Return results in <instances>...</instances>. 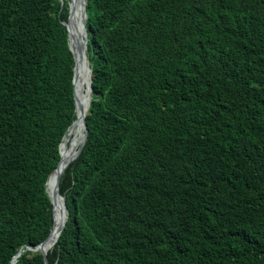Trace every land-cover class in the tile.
Masks as SVG:
<instances>
[{"label":"trees","instance_id":"trees-1","mask_svg":"<svg viewBox=\"0 0 264 264\" xmlns=\"http://www.w3.org/2000/svg\"><path fill=\"white\" fill-rule=\"evenodd\" d=\"M69 4L0 0V264H46V183L81 112ZM87 12L88 135L50 264H264V0Z\"/></svg>","mask_w":264,"mask_h":264},{"label":"bare ground","instance_id":"bare-ground-1","mask_svg":"<svg viewBox=\"0 0 264 264\" xmlns=\"http://www.w3.org/2000/svg\"><path fill=\"white\" fill-rule=\"evenodd\" d=\"M71 4V15L68 22V28L70 31L71 37V47L75 52L76 56V65L78 64L80 68L79 77L76 79V96L78 106L81 109L79 116L75 119L71 127H69L68 135L62 144V154L61 162L59 167L50 175L51 178L54 176L53 180L50 178L49 183V193L54 201V219H55V230L52 236L44 242L43 248L49 250L58 240V237L61 233L65 220L67 218V209L63 199H61L59 194L55 193L56 180L60 174H62L72 160V158L77 153L83 138H84V116L89 109L90 100H91V69L90 63L87 56V47L85 40L83 39L84 25L82 21V4L81 0H70ZM82 23V24H81ZM75 73L77 76V71L75 67ZM78 109V108H77ZM47 183V187H48ZM64 207V208H63ZM51 234V233H50ZM50 236V235H49Z\"/></svg>","mask_w":264,"mask_h":264},{"label":"water","instance_id":"water-1","mask_svg":"<svg viewBox=\"0 0 264 264\" xmlns=\"http://www.w3.org/2000/svg\"><path fill=\"white\" fill-rule=\"evenodd\" d=\"M62 2L64 1V0H61ZM81 4H82V17H83V25H84V29H85V43H86V47L88 46V44H87V42H88V29H87V18H88V12H87V0H81ZM70 5V10H69V17H68V19L70 18V15H71V4H69ZM64 23L66 24V26H67V29H68V35H69V46H70V49H71V51L73 52V55H74V59H75V67H76V63H77V61H76V56H75V52L73 51V49H72V47H71V37H70V31H69V28H68V25H67V23H66V21H64ZM75 67H74V78H73V82H74V94H75V103H76V93H75ZM90 69H91V86H90V91L92 92V68H91V66H90ZM91 97H92V95H91ZM90 102H91V100H90ZM90 106V105H89ZM86 114H87V112L85 113V116H84V138H83V141H82V143H81V145H80V147H79V149H78V151H77V153L75 154V156L72 158V160H74L78 155H79V153L81 152V150L83 149V146H84V144H85V142H86V140H87V135H88V125H87V121H86ZM75 121V120H74ZM73 121V122H74ZM73 122H72V124H73ZM71 124V125H72ZM70 125V126H71ZM69 126V127H70ZM69 129V128H68ZM68 131V130H67ZM67 134V133H66ZM66 136V135H65ZM65 138V137H64ZM63 142V141H62ZM62 142H61V145H62ZM61 145H60V153H61ZM71 160V161H72ZM70 161V162H71ZM60 162V161H59ZM70 162L68 163V165L70 164ZM59 165V164H58ZM58 165H57V167H58ZM67 165V166H68ZM67 166H66V168H67ZM56 167V168H57ZM55 168V169H56ZM65 168V169H66ZM54 169V170H55ZM53 170V171H54ZM52 171V172H53ZM65 171V170H64ZM51 172V173H52ZM51 173H50V175H51ZM63 174V173H62ZM62 174H60L59 176H58V178H57V180H56V186H55V193L56 194H59L60 196H62L63 197V199H64V202H65V205H66V200H65V196L61 193V191H60V182H61V178H62ZM50 175H49V177H50ZM49 177H48V179H49ZM47 183H48V180H47ZM47 183H46V187H47ZM47 191H48V187H47ZM48 193H49V191H48ZM49 195H50V197H51V194L49 193ZM51 200H52V202H53V216H54V201H53V198L51 197ZM66 209H67V214H68V208H67V205H66ZM67 217H68V215H67ZM66 220H67V218H66ZM66 220H65V223H64V225H63V228H64V226H65V224H66ZM62 228V229H63ZM62 231V230H61ZM51 233V232H50ZM50 233H49V235H50ZM49 235L47 236V238L45 239V240H43L40 244H38L37 245V247H36V249H38V248H40L41 250H42V252H43V255H44V257H45V262H46V264H50V261H49V259H48V256H47V250H45L44 248H43V244H44V242L48 239V237H49ZM30 247V246H29ZM21 252H22V248L18 251V253L14 256V258H13V260H12V263L11 264H15V261L17 260V258H18V256L21 254Z\"/></svg>","mask_w":264,"mask_h":264},{"label":"rangeland","instance_id":"rangeland-1","mask_svg":"<svg viewBox=\"0 0 264 264\" xmlns=\"http://www.w3.org/2000/svg\"><path fill=\"white\" fill-rule=\"evenodd\" d=\"M84 34V33H83ZM61 197V196H60ZM64 208V207H63Z\"/></svg>","mask_w":264,"mask_h":264}]
</instances>
